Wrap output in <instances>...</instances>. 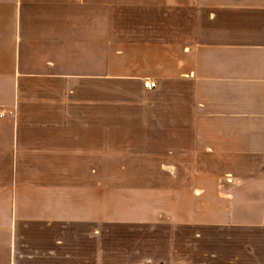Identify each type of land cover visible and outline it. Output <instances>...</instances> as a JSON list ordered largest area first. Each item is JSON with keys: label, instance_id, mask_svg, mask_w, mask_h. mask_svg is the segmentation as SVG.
<instances>
[{"label": "crops", "instance_id": "1", "mask_svg": "<svg viewBox=\"0 0 264 264\" xmlns=\"http://www.w3.org/2000/svg\"><path fill=\"white\" fill-rule=\"evenodd\" d=\"M113 2L0 0V264L96 263L51 257L70 250L66 225L97 220L98 140H113V92L135 96L136 122L151 97L112 77L153 80L158 122L185 124L211 153L264 157V0H234L229 18L211 13L208 29L183 40L144 41L107 39Z\"/></svg>", "mask_w": 264, "mask_h": 264}, {"label": "rangeland", "instance_id": "2", "mask_svg": "<svg viewBox=\"0 0 264 264\" xmlns=\"http://www.w3.org/2000/svg\"><path fill=\"white\" fill-rule=\"evenodd\" d=\"M113 1L106 19L111 20L107 39L114 41L158 35L183 40L203 26L208 29L211 13L222 21L229 18L234 2ZM144 82L112 77V83L137 84L141 90ZM149 90L141 122L135 118V96L113 92L116 104L108 111L113 140H98L97 220L66 225L63 240L70 250L61 248L51 258L95 264H264V157H221L211 153L208 142L189 139L185 124L159 123ZM122 114L129 115L128 123ZM41 236L34 243H41ZM44 237L52 242V236ZM33 255L46 258L42 252Z\"/></svg>", "mask_w": 264, "mask_h": 264}, {"label": "built area", "instance_id": "3", "mask_svg": "<svg viewBox=\"0 0 264 264\" xmlns=\"http://www.w3.org/2000/svg\"><path fill=\"white\" fill-rule=\"evenodd\" d=\"M154 85H155V82L153 80H150V79H147L144 82V87L146 89H152Z\"/></svg>", "mask_w": 264, "mask_h": 264}]
</instances>
